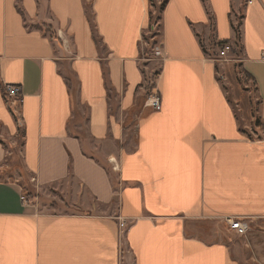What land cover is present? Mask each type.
<instances>
[{
  "label": "crops",
  "instance_id": "crops-1",
  "mask_svg": "<svg viewBox=\"0 0 264 264\" xmlns=\"http://www.w3.org/2000/svg\"><path fill=\"white\" fill-rule=\"evenodd\" d=\"M150 2L0 0V264H264V137L210 55L240 40L264 122V0H168L147 58Z\"/></svg>",
  "mask_w": 264,
  "mask_h": 264
},
{
  "label": "rangeland",
  "instance_id": "rangeland-1",
  "mask_svg": "<svg viewBox=\"0 0 264 264\" xmlns=\"http://www.w3.org/2000/svg\"><path fill=\"white\" fill-rule=\"evenodd\" d=\"M151 4H153L150 8L152 10V24H154L153 28H149L148 32L145 34V40L147 41V58L148 57H154L157 55V49L159 45V40L157 35L159 34L160 30V21L162 16V3L164 0H150ZM238 22L237 24H239ZM238 40H236L237 42ZM236 42L234 43V49H231L226 56L221 57L220 56V50L223 44H215L212 46V49L210 51V55L213 58H216L218 61V64L223 63V65L218 67V71L220 72V77L222 83L224 84V87L228 93V96L230 97L237 113L240 118V123L243 127V129L246 131L247 135H251L253 137H264V122L261 121V124L259 123L258 118L259 117V102L258 97L255 89V85L248 77V75L243 71L241 67L240 61L237 60V57H240V51L241 45ZM240 43V40L238 41ZM239 45V47H238ZM239 51V52H238ZM239 53V56H238ZM236 59V61H235ZM232 60V61H231ZM220 62V63H219ZM156 74L153 73L152 76H150L149 82L147 83V89L149 91H152L154 88V82H155V76ZM260 120V119H259ZM12 175H15L14 173ZM24 176L21 179V182L23 183V187L25 190L27 189L28 192H30V195H32V198H35L37 196L36 189H32V179L29 176H26V174H23ZM26 191V192H27ZM47 197V196H46ZM52 199L49 200V204H52L54 200H57L59 208L63 211L70 212V211H81L78 208H73L70 205H66L60 196H55ZM45 198H43L44 200ZM55 206V207H57ZM67 206V207H66ZM57 210V209H52ZM58 211V210H57ZM220 227L215 226L218 230L221 231V236L225 238V240L234 239L236 238V242H239L240 244H243L245 242L244 238L245 236L250 235V228L246 235L238 236L234 231L230 230L229 226L220 224ZM252 229V228H251ZM249 253H251L249 249ZM248 253V254H249Z\"/></svg>",
  "mask_w": 264,
  "mask_h": 264
},
{
  "label": "built area",
  "instance_id": "built-area-1",
  "mask_svg": "<svg viewBox=\"0 0 264 264\" xmlns=\"http://www.w3.org/2000/svg\"><path fill=\"white\" fill-rule=\"evenodd\" d=\"M232 49L231 43H226L222 45L220 50V56L224 57ZM4 97L9 107H12L15 102H22V89L21 86L15 84H5L4 88ZM148 103L157 110H160L162 107V100L159 93H153L148 98ZM25 199V196H23ZM125 222H121V227H125ZM228 225L230 230L234 231L237 235L243 236L249 230V225L244 218L232 217L228 219Z\"/></svg>",
  "mask_w": 264,
  "mask_h": 264
},
{
  "label": "trees",
  "instance_id": "trees-1",
  "mask_svg": "<svg viewBox=\"0 0 264 264\" xmlns=\"http://www.w3.org/2000/svg\"><path fill=\"white\" fill-rule=\"evenodd\" d=\"M168 3V0H164L163 3H162V9L165 8L166 4ZM237 31H238V27H237ZM52 36V35H51ZM230 40H222V41H219L217 44H226V43H229ZM233 50L235 51V49L233 48ZM260 118H258L257 121H259V123L257 122L258 125L261 124V119L259 120Z\"/></svg>",
  "mask_w": 264,
  "mask_h": 264
}]
</instances>
